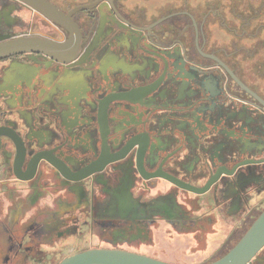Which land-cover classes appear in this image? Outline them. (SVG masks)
Instances as JSON below:
<instances>
[{"label":"flooded vegetation","instance_id":"af4514ba","mask_svg":"<svg viewBox=\"0 0 264 264\" xmlns=\"http://www.w3.org/2000/svg\"><path fill=\"white\" fill-rule=\"evenodd\" d=\"M46 1L79 41L64 59L0 58V264H55L89 245L212 261L228 222L264 208V55L228 51L226 4ZM18 36L71 31L0 0V40ZM246 264H264V246Z\"/></svg>","mask_w":264,"mask_h":264},{"label":"water","instance_id":"95a60500","mask_svg":"<svg viewBox=\"0 0 264 264\" xmlns=\"http://www.w3.org/2000/svg\"><path fill=\"white\" fill-rule=\"evenodd\" d=\"M30 7L38 10L54 22L68 28L71 31V37L64 43H56L52 40L38 36H18L15 38H5L0 40V58L11 56L23 52H42L51 57L64 59L67 54L75 51L79 41V35L69 16H65L55 6L46 0H20ZM83 7H78L80 9ZM121 98V97H119ZM128 146V145H127ZM124 149L115 153L114 158L102 161V153L97 161L90 164L89 172L83 176H90L94 172L104 169L109 162H114L126 157ZM140 162V156H137V163ZM64 172V166L59 163H52ZM98 165L90 169L92 166ZM218 173V171H217ZM232 172H226L230 175ZM195 192H201L197 189ZM264 246V208L258 216L251 222L242 236L236 243L227 250L222 256L204 264H246L257 252ZM57 264H173L161 259L137 253L130 250L108 247H94L81 250L74 254L65 256Z\"/></svg>","mask_w":264,"mask_h":264},{"label":"rangeland","instance_id":"374dc122","mask_svg":"<svg viewBox=\"0 0 264 264\" xmlns=\"http://www.w3.org/2000/svg\"><path fill=\"white\" fill-rule=\"evenodd\" d=\"M198 4L199 7H203L205 4H226V21L237 29V35L233 33H226V46L229 52H233V55H264V0H152L153 4L160 5L166 3L173 7H183L185 3ZM248 23L245 36H240L242 31V24ZM260 28L258 35H254L257 28ZM263 40V45L260 42ZM234 216V215H233ZM235 217V216H234ZM252 220L241 222H235V220L228 222L226 225V234H229V241L226 243V250L218 253L217 257L223 255L230 247H232L236 241L242 236L244 231L248 228ZM227 223V222H226ZM83 249H75L71 253H67L64 256H68L79 252ZM61 258L55 263L57 264ZM212 259V260H214ZM204 260H185L184 258L178 259V262L184 264L192 262L193 264H201ZM205 262V261H204ZM206 263V262H205Z\"/></svg>","mask_w":264,"mask_h":264},{"label":"crops","instance_id":"0c3cea01","mask_svg":"<svg viewBox=\"0 0 264 264\" xmlns=\"http://www.w3.org/2000/svg\"><path fill=\"white\" fill-rule=\"evenodd\" d=\"M88 248H94L93 246H84V247H82L81 249H83V250H85V249H88ZM72 252V250L71 251H64V252H62V254H61V256H60V258L62 257V255L64 254V255H66L67 253H71ZM65 257V256H64ZM63 257V258H64ZM62 259V258H61Z\"/></svg>","mask_w":264,"mask_h":264},{"label":"clouds","instance_id":"9594fccd","mask_svg":"<svg viewBox=\"0 0 264 264\" xmlns=\"http://www.w3.org/2000/svg\"><path fill=\"white\" fill-rule=\"evenodd\" d=\"M10 206L11 205H8V206L5 207V209H4L5 214L7 213L8 207H10Z\"/></svg>","mask_w":264,"mask_h":264}]
</instances>
